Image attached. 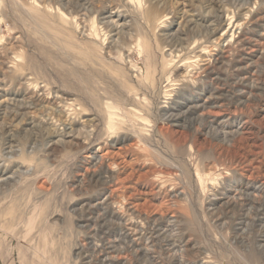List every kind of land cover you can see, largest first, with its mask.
Instances as JSON below:
<instances>
[{
	"label": "rangeland",
	"instance_id": "1",
	"mask_svg": "<svg viewBox=\"0 0 264 264\" xmlns=\"http://www.w3.org/2000/svg\"><path fill=\"white\" fill-rule=\"evenodd\" d=\"M0 177V264H264V0H0Z\"/></svg>",
	"mask_w": 264,
	"mask_h": 264
},
{
	"label": "bare ground",
	"instance_id": "2",
	"mask_svg": "<svg viewBox=\"0 0 264 264\" xmlns=\"http://www.w3.org/2000/svg\"><path fill=\"white\" fill-rule=\"evenodd\" d=\"M135 70V69H134ZM1 178V177H0ZM2 180V179H1Z\"/></svg>",
	"mask_w": 264,
	"mask_h": 264
}]
</instances>
